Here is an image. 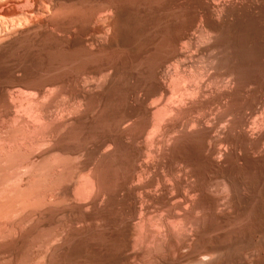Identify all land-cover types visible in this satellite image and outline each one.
I'll return each instance as SVG.
<instances>
[{
	"label": "rangeland",
	"instance_id": "rangeland-1",
	"mask_svg": "<svg viewBox=\"0 0 264 264\" xmlns=\"http://www.w3.org/2000/svg\"><path fill=\"white\" fill-rule=\"evenodd\" d=\"M35 1L0 0V117L39 96L58 128L25 162L62 174L0 264H264V0Z\"/></svg>",
	"mask_w": 264,
	"mask_h": 264
},
{
	"label": "bare ground",
	"instance_id": "bare-ground-1",
	"mask_svg": "<svg viewBox=\"0 0 264 264\" xmlns=\"http://www.w3.org/2000/svg\"><path fill=\"white\" fill-rule=\"evenodd\" d=\"M37 1H39V0H37ZM37 1H35V2H37ZM39 2L37 3V5L39 4ZM183 80L184 79H182V81ZM188 81H190V82H188ZM188 81L186 78V80H184L182 83V84L185 83V85L181 84L182 87L179 86V84L172 85L171 91L168 88L169 90H167V91L169 92V94H167V95H170V92H171V94L173 93L174 96L176 95L175 98H177V100H175L174 102L171 100L172 103L170 101V104L168 103L169 105H165V107H163L164 109L162 108V110L159 113H157V114L155 112H154V114L152 113L154 115V116H152V117H154L152 119H154V120L151 123L152 124L151 126L156 131H158L159 139H162L161 141L157 140V141H159V143H158L159 146H160V144L164 145L167 142L169 143L170 140H172L174 135L177 136L181 133H185L186 129H185L184 125L180 124V122L179 123H174V122H176V119L180 120L179 118L181 116L182 110H184L183 109L184 107H186L187 105L191 106V105L196 104L195 100L196 99L198 100L197 95L200 96V94L203 92L202 88L200 86H198L197 84L196 85L193 84L194 82L191 83L192 82L191 80H188ZM169 82H172V81H169ZM172 84H174V83H172ZM39 95H40V93H39ZM202 96H203V93H202ZM38 97H36L35 99L29 98V97L26 98L24 96H23V98L22 97L18 98L19 99L18 106L13 107L12 105L11 106L7 105L6 109H5L7 114L5 116L0 117V240H3L6 237H8L9 235H11L12 233H14L16 231V228H17L16 226H18V225H15L13 223L12 224L10 223L9 229H5L4 228V221L12 220V221H18L19 222L20 220H16V219H21L23 214L25 212H27V209L32 208L34 210L33 207L38 208V207H40L41 204H42V206L45 205L44 202H43L44 204L42 203L41 198H43L49 202L51 199L56 200L54 194L53 195L51 193L46 194V192H44V191L47 188V186H50V185H52V183H55L54 182L55 180L52 181V179L53 178L55 179V177L57 178L60 174H62V172L60 173V171L55 170V172H48L47 173L46 171L48 169L45 170V168H44V170H45V173H44V171L37 170L36 169L37 167L34 168L33 162H30V163L25 162V160L28 159V157L30 158V156L32 155L31 154L32 151L36 147H38V146L40 147L42 144L46 145L45 143L49 142L52 139V135L57 130L56 128H58L55 126L56 124H55L54 118L49 114V112L45 108L42 101L37 99ZM171 99H172V96H171ZM203 99H205V98H203ZM69 108H71V107H69ZM182 117L186 118V116H184V114L182 115ZM198 120H196L195 122L193 121L194 125L191 124L194 128H198V127L200 128L201 123H200V120L199 121ZM183 122H184V120H183ZM152 127H150V128H152ZM193 127H192V129H193ZM188 130H190V129H188ZM154 134H157V133L155 132ZM150 135H151V133H150ZM181 136H183V135H181ZM218 149H220V148H218ZM158 152H161V151L158 150ZM158 152H155V153H158ZM29 160H31V159H29ZM52 161H54V160H52ZM56 164H58V162ZM56 164L54 162L52 165H56ZM59 167H61V166H59ZM23 175H24V177H23ZM163 179H165V178H163ZM43 185H45V186L47 185L46 188L43 189V187H45ZM96 186H97V179L94 176L90 175L85 179V184L81 185V190H83V191L85 190L86 192L90 191V193H91L92 190L93 191L95 190ZM171 186L169 185V187H171ZM175 188H176V186L174 187V189ZM176 191H178V190L176 189ZM176 194H177V192H176ZM182 196H184V195H182ZM177 197H179V195ZM185 197L186 196H184L183 200H186V198L188 199V197H186V198ZM174 199H180L181 200V198H174ZM29 212L32 213V211H30V210H29ZM29 212H28V214H29ZM26 214L27 213H25V215ZM28 214H27V216H28ZM27 216L26 217L24 216V217L27 218ZM174 218H172V219H174ZM28 220H29V218H28ZM7 225H8V223H7ZM160 239H162V238L160 237ZM197 260H199V259H197Z\"/></svg>",
	"mask_w": 264,
	"mask_h": 264
}]
</instances>
